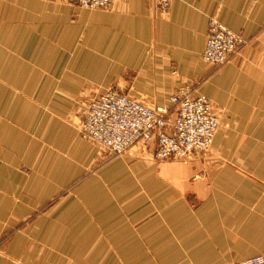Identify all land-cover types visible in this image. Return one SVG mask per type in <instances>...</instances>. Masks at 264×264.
Masks as SVG:
<instances>
[{
    "label": "crops",
    "instance_id": "0c3cea01",
    "mask_svg": "<svg viewBox=\"0 0 264 264\" xmlns=\"http://www.w3.org/2000/svg\"><path fill=\"white\" fill-rule=\"evenodd\" d=\"M211 18L245 40L220 66L202 59ZM186 85L222 113L211 150L222 159L206 170L196 158L104 161L78 128L88 97L110 87L160 106ZM255 255H264V0H173L167 13L154 0L111 10L0 0V264Z\"/></svg>",
    "mask_w": 264,
    "mask_h": 264
},
{
    "label": "built area",
    "instance_id": "2783aa9c",
    "mask_svg": "<svg viewBox=\"0 0 264 264\" xmlns=\"http://www.w3.org/2000/svg\"><path fill=\"white\" fill-rule=\"evenodd\" d=\"M81 7L109 6L112 0H75ZM171 0H158L166 8ZM245 43L215 18L209 31L203 59L210 65H222ZM172 120L168 111L150 106L128 94L108 90L94 96L83 111L79 126L83 137L103 151L122 155L138 144L153 148L155 160L185 159L209 150L218 130V116L212 102L195 96L189 87L179 88L170 97ZM238 264H264V255H255Z\"/></svg>",
    "mask_w": 264,
    "mask_h": 264
},
{
    "label": "rangeland",
    "instance_id": "374dc122",
    "mask_svg": "<svg viewBox=\"0 0 264 264\" xmlns=\"http://www.w3.org/2000/svg\"><path fill=\"white\" fill-rule=\"evenodd\" d=\"M115 1L116 0H112L111 1V3H110V5L109 6H106V7H98V8H88V9H103V10H111V8H113V5H114V3H115ZM155 1V3H156V6L158 7V9H159V11H161L162 13H167V12H169L170 11V8H171V3H172V1L173 0H171V1H169V3H168V6L166 7V8H164V7H162V6H160L159 5V3H158V0H154ZM76 3L78 4V2L76 1ZM79 5V4H78ZM80 6V5H79ZM81 7V6H80ZM82 8H84V7H82ZM210 21V20H209ZM219 21V20H218ZM220 22V21H219ZM222 23V22H221ZM223 24V23H222ZM224 25V24H223ZM208 31H209V24H208V30H207V36H208ZM238 34V33H237ZM206 41H207V37H206ZM245 45V43L241 46V47H243ZM205 46H206V42H205ZM205 46H204V48H205ZM241 47L239 48V50L241 49ZM239 50L237 51V52H239ZM204 51V50H203ZM236 52V53H237ZM235 53V54H236ZM232 58V57H231ZM202 59H203V53H202ZM231 60V59H230ZM229 60V61H230ZM203 61H204V59H203ZM205 62V61H204ZM206 63V62H205ZM208 64V63H207ZM210 65V64H209ZM213 66H220V65H213ZM182 87H189V88H191V86H188V85H186V86H181V87H179V88H182ZM179 88H176L175 90H173L170 94H169V96L166 98V101L165 102H163L162 103V105H157V104H155V103H153V102H151V103H146V102H143V103H145V104H148V105H150V106H154V107H160V108H163V109H166L167 111H168V118L170 119V120H172V117H173V110H172V106H171V103H170V96L172 95V94H175L176 93V91L179 89ZM108 90H115V91H117V92H121V93H123V94H126L125 93V91H126V89L125 88H118V87H110V88H108V89H106L104 92H106V91H108ZM103 93V92H102ZM100 94V93H99ZM192 94H193V91H192ZM96 95H98V94H96L95 93V95L93 94V96L91 95L90 97H88L89 99H88V102L90 101V99H92L94 96H96ZM194 95V94H193ZM205 96V97H207L211 102H212V104H213V107H214V110H215V112H216V114H217V116H218V122H219V126H218V130H219V128L221 127V120H222V113H221V111H220V107L218 106V104L216 103V102H214L210 97H208V96H206V95H203V94H198V95H195V96ZM133 98H135V97H133ZM136 99V98H135ZM136 100H138V101H140V102H142L141 100H139V99H136ZM88 104V103H87ZM87 104H86V106H87ZM86 108V107H85ZM82 115H83V112H82ZM82 118V117H81ZM81 120V119H80ZM78 128H79V130H80V126L78 125ZM218 130H217V132H218ZM80 132H81V130H80ZM216 132V133H217ZM82 134V133H81ZM216 135V134H215ZM83 136V135H82ZM85 138V137H84ZM215 138V137H214ZM87 139V138H86ZM89 140V139H88ZM91 141V140H90ZM214 141V140H213ZM92 142V141H91ZM94 143V142H93ZM212 146H213V142H212V144H211V147L209 148V150H206V151H203V152H199V153H197V154H194V155H192L191 156V158H185V159H172V160H180V161H186V162H188V161H193V160H196V159H200L199 161L202 163V167H203V169L205 168V170L206 169H208L209 167H211L212 165H217V164H219L220 163V161H216V160H221L222 159V156L221 155H218V154H214L211 150H212ZM134 147H138L137 149H133V147H131V149L130 150H128L126 153H124V154H122V155H113V154H111L110 152H107V151H104V161L106 160H108V159H112V158H115V157H124V156H126V157H128V158H130L131 160H133V161H135V160H139V159H151V160H155L154 159V157H153V148H152V146H150V145H146V146H143V145H140V144H138V145H136V146H134ZM148 157V158H147ZM214 157H216L215 159H214ZM196 158V159H195ZM170 160V159H169ZM222 162V161H221ZM244 169V168H243ZM246 169V168H245Z\"/></svg>",
    "mask_w": 264,
    "mask_h": 264
}]
</instances>
